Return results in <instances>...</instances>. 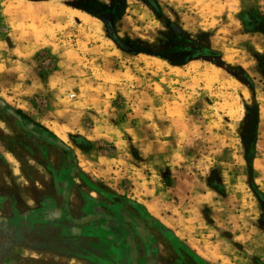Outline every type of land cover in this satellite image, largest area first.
<instances>
[{"label":"rangeland","instance_id":"obj_1","mask_svg":"<svg viewBox=\"0 0 264 264\" xmlns=\"http://www.w3.org/2000/svg\"><path fill=\"white\" fill-rule=\"evenodd\" d=\"M155 2L158 12L147 0L32 5L45 16H23L18 25L31 34L27 43L41 48L33 59L37 73L22 82L2 74L0 98H10L2 88L12 82L43 86L28 99L67 133L76 171L91 174V181L80 174L79 191L102 190L114 200L116 187L145 193L150 181L165 212L209 226V242L229 238L221 251L226 246L232 264H264V51L251 45L264 49L262 5ZM3 5L16 8L14 0ZM244 12L253 24L243 23ZM104 14L131 52L111 39ZM10 31L0 13V46ZM207 48L221 57L202 55ZM193 213L200 217L191 221Z\"/></svg>","mask_w":264,"mask_h":264},{"label":"crops","instance_id":"obj_2","mask_svg":"<svg viewBox=\"0 0 264 264\" xmlns=\"http://www.w3.org/2000/svg\"><path fill=\"white\" fill-rule=\"evenodd\" d=\"M47 1L14 0L23 12L0 8L11 27L1 41L0 50H6L0 52V66H5L0 76L18 82L35 78L33 59L41 48L27 43L31 34L18 21L31 17L24 5ZM255 1L264 10V0ZM42 16V10L32 14ZM251 45L255 53L264 51L260 44ZM14 83L2 88L10 98H0L2 108L13 111L0 115V264H232L226 246L221 251L229 238L209 242V226L165 212L150 181L143 184L145 193L116 187L114 200L102 190L99 196L91 189L79 191L80 174L90 181L91 174L84 168L76 171L67 133L62 140L53 130L54 120L28 99L43 86ZM194 214L200 217L193 213L191 221Z\"/></svg>","mask_w":264,"mask_h":264},{"label":"water","instance_id":"obj_3","mask_svg":"<svg viewBox=\"0 0 264 264\" xmlns=\"http://www.w3.org/2000/svg\"><path fill=\"white\" fill-rule=\"evenodd\" d=\"M147 2L149 3V5L155 10V11H159V8L157 6V3L155 2V0H147ZM100 18L107 24L108 28H109V32H110V37L111 39L116 42L122 49L127 50L129 52H131V50H129V48H127L120 40L118 33L115 30V26H114V22L112 20H110V18L107 15H101ZM0 106L3 107L5 106L4 102L0 99ZM8 113H12V110H7Z\"/></svg>","mask_w":264,"mask_h":264},{"label":"trees","instance_id":"obj_4","mask_svg":"<svg viewBox=\"0 0 264 264\" xmlns=\"http://www.w3.org/2000/svg\"><path fill=\"white\" fill-rule=\"evenodd\" d=\"M251 16H250V14L249 13H247V12H244V13H242L241 14V20L243 21V23L245 24V25H251V24H253V22H251ZM261 19V18H260ZM260 19H258L257 21L259 22L260 21ZM256 23V22H255ZM206 52H207V55L205 54V56H211V55H218L219 57H221V54L219 53V52H216V51H214V50H212L211 48H207L206 49ZM210 54V55H209ZM161 58H164L163 56H160ZM247 82H249L248 81V79H247ZM250 84V83H249ZM18 112L20 113V114H23V112L22 111H20V110H18ZM24 115V114H23ZM24 116H26V115H24ZM27 117V116H26ZM78 139L77 138H75V137H73V141L74 142H76ZM249 164H250V166H252V164H253V158L252 157H250L249 159ZM260 193V192H259ZM259 195H261V199H263V194H259ZM264 200V199H263ZM264 205V204H263Z\"/></svg>","mask_w":264,"mask_h":264},{"label":"bare ground","instance_id":"obj_5","mask_svg":"<svg viewBox=\"0 0 264 264\" xmlns=\"http://www.w3.org/2000/svg\"><path fill=\"white\" fill-rule=\"evenodd\" d=\"M24 9L26 10V11H28L29 13V15L32 17V14L35 12V10H33V7H32V3H29L27 6H25L24 5ZM37 12V11H36ZM83 19H85L86 21L88 20H90L91 19V17L89 16V14L87 15V14H82V13H80L79 14ZM39 16V15H38ZM34 17V16H33ZM101 28V27H100ZM99 31V30H98ZM100 31H102V30H100ZM53 130L61 137V138H66V132L63 130V129H59V128H57V127H54L53 128Z\"/></svg>","mask_w":264,"mask_h":264},{"label":"flooded vegetation","instance_id":"obj_6","mask_svg":"<svg viewBox=\"0 0 264 264\" xmlns=\"http://www.w3.org/2000/svg\"><path fill=\"white\" fill-rule=\"evenodd\" d=\"M108 16V15H107ZM109 18H110V20H112L113 21V19H111V17L110 16H108ZM205 54L207 55V52H203L202 53V55H204L205 56ZM210 55V54H209ZM211 56H214V55H211Z\"/></svg>","mask_w":264,"mask_h":264}]
</instances>
